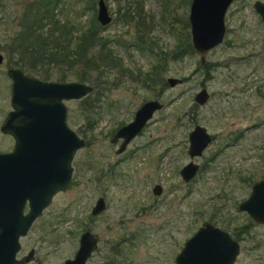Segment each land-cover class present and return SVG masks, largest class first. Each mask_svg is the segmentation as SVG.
Returning <instances> with one entry per match:
<instances>
[{
    "label": "rangeland",
    "instance_id": "rangeland-1",
    "mask_svg": "<svg viewBox=\"0 0 264 264\" xmlns=\"http://www.w3.org/2000/svg\"><path fill=\"white\" fill-rule=\"evenodd\" d=\"M190 1L105 0L112 19L100 27L99 36L117 62L84 69L81 62L68 67L44 61L31 67L28 54L24 66L17 64L18 35L31 1L0 0V124L12 108L9 66L44 80L92 86L86 95L64 100L67 125L85 144L74 153L68 186L19 237L18 257L34 249L27 264H58L73 257L87 229L96 235L97 246L85 264H175L186 239L204 221L238 241L234 264H264V222L238 208L252 183L264 178V20L254 0H234L225 13L222 42L207 50L201 64L193 46L174 57L178 42L185 37L191 42ZM53 12L72 22L74 34L90 26L92 16L99 22L97 0H60ZM138 33L153 53L139 47ZM156 62L163 63L160 75L149 78ZM168 76L182 81L170 86ZM203 86L209 97L199 104L194 95ZM150 99L162 106L118 153L120 139L112 141L117 128ZM196 123L212 140L201 155L190 156L188 133ZM13 143L0 130V152ZM189 161L199 167L185 181L179 171ZM155 184L161 185L160 193L153 192ZM99 196L105 207L92 214Z\"/></svg>",
    "mask_w": 264,
    "mask_h": 264
},
{
    "label": "water",
    "instance_id": "water-1",
    "mask_svg": "<svg viewBox=\"0 0 264 264\" xmlns=\"http://www.w3.org/2000/svg\"><path fill=\"white\" fill-rule=\"evenodd\" d=\"M234 0H191L188 20L191 44L199 53L200 62H205L208 49L221 43L226 25L225 13ZM253 6L264 20V1L254 0ZM97 20L106 25L111 21L105 0H97ZM4 56L0 52V64ZM11 78L10 104L0 130L10 134L13 147L0 152V264H27L34 258V249L18 257L21 243L19 237L27 232L34 219L46 207L53 195L65 189L72 176L71 161L75 151L85 144L67 125L65 99L79 98L92 90L82 81L44 80L26 74L21 68L9 66ZM182 81L177 76H168L167 83L173 86ZM209 92L201 87L194 95L195 102L207 101ZM162 103L158 99L144 101L134 112L133 118L117 128L112 141L122 138L117 152L142 129L154 111ZM188 153L201 155L212 135L206 127L196 123L188 133ZM199 164L189 161L180 168L181 177L188 181L198 170ZM160 184L154 192L160 193ZM27 203L28 210L23 207ZM105 207V199L99 196L92 214ZM253 220L264 222V178L252 183L250 194L238 204ZM97 246V237L90 230L79 236L74 256L58 264H85ZM239 243L226 230L204 221L189 236L175 256V264H234Z\"/></svg>",
    "mask_w": 264,
    "mask_h": 264
},
{
    "label": "trees",
    "instance_id": "trees-1",
    "mask_svg": "<svg viewBox=\"0 0 264 264\" xmlns=\"http://www.w3.org/2000/svg\"><path fill=\"white\" fill-rule=\"evenodd\" d=\"M31 4L27 6V17L21 23L24 27L18 35L19 51L17 64L24 66L26 62V54L29 55L27 62L31 67H36L40 62L54 63L56 65H69L71 67L76 62H81L85 68H99L100 66L110 64L113 66L117 62V56L114 52L106 50V41L99 35L100 27L95 20V16L90 19V26L81 28L79 33L71 30L72 22L67 19L59 18L53 10L59 4L60 0H30ZM92 5H89L91 7ZM138 16H141L142 6L139 1H136ZM124 15L128 11H124ZM143 16V15H142ZM23 20V19H22ZM183 24L187 26L188 20L185 18ZM49 26L45 30L46 26ZM144 35L137 34L139 47L148 49V52L153 53L150 46L142 45ZM100 45V46H99ZM148 46V47H147ZM101 50L97 56L93 53V49ZM15 49V48H14ZM192 51V45L188 37L176 44L174 57ZM104 61L107 63L102 64ZM26 62V63H27ZM23 64V65H22ZM91 64V66H89ZM19 66V67H20ZM152 72L146 74L149 78L151 74L155 77L160 75L159 68H162L163 63L156 62L152 64ZM118 67V66H114ZM151 70V69H150ZM83 77V76H82Z\"/></svg>",
    "mask_w": 264,
    "mask_h": 264
},
{
    "label": "flooded vegetation",
    "instance_id": "flooded-vegetation-1",
    "mask_svg": "<svg viewBox=\"0 0 264 264\" xmlns=\"http://www.w3.org/2000/svg\"><path fill=\"white\" fill-rule=\"evenodd\" d=\"M259 16H260V15H259ZM260 18H261V17H260ZM201 64H204V63H201ZM119 127H120V126H119ZM119 127H118V128H119ZM118 139H120V142H121L122 138L119 137ZM120 142H119V145H118L117 148H119V146H120ZM125 148H126V146H125ZM125 148H124V149H125ZM124 149H123V150H124ZM123 150H121L120 152H122ZM118 153H119V152H118ZM179 172H180V171H179ZM155 185H156V184H155ZM155 185H154V186H155ZM154 186H153V192H154ZM95 201H96V200H95ZM27 206H28L27 203H25V205H24V207H23V208H24V209H23L24 211H25V208H26ZM27 210H28V208H27Z\"/></svg>",
    "mask_w": 264,
    "mask_h": 264
}]
</instances>
